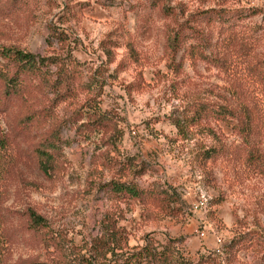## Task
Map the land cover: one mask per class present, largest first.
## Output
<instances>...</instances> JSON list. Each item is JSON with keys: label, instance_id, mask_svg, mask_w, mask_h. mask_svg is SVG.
<instances>
[{"label": "rangeland", "instance_id": "obj_1", "mask_svg": "<svg viewBox=\"0 0 264 264\" xmlns=\"http://www.w3.org/2000/svg\"><path fill=\"white\" fill-rule=\"evenodd\" d=\"M161 3L175 13L181 7L185 17L212 7L259 8L243 23L252 28L257 57L264 60V0H0V46L68 57L90 84L64 100L35 89L33 108L50 111L43 129L56 126L64 141L63 162L50 178L31 160L41 132L36 121L31 129L17 128L19 99L5 101L0 94V136L7 137L12 153L3 203L12 240L9 264H82L90 247L96 251L93 241L107 214L124 228L127 248L173 240L193 262L210 252L213 264H229L225 246L234 236H264V174L244 165L246 143L224 121L194 118L197 103L237 114L241 102L262 96L264 85L215 64V54H225L218 50L224 34L215 24H193L202 36L182 31L183 48L193 44L213 61L183 48L171 54L167 38L182 20L165 15ZM51 26L65 34V42L50 36ZM88 99L114 119L119 138L94 130L82 134L89 128ZM249 144L264 152V124ZM208 149H220L219 155L205 159L201 153ZM127 157L135 165L120 173ZM119 174L142 188L153 183L169 197L119 202L103 186ZM199 200L205 207L197 211L193 204ZM28 208L46 219L65 255L26 230ZM231 264H264V242L237 249Z\"/></svg>", "mask_w": 264, "mask_h": 264}, {"label": "trees", "instance_id": "obj_2", "mask_svg": "<svg viewBox=\"0 0 264 264\" xmlns=\"http://www.w3.org/2000/svg\"><path fill=\"white\" fill-rule=\"evenodd\" d=\"M161 11L165 15H176L182 21L177 24L175 30H171L167 38V47L171 54L182 49L184 40L183 29H188L199 34L200 32L193 24L216 27L224 34L219 45V51L225 54H215V59L205 55V53L193 44L183 48L189 56L201 58L207 62L213 61L215 64L231 69V72H242L256 85H264V60L257 57L252 37V28L243 22L250 17L260 13L257 7L245 9L229 10L227 8H208L187 15L181 7L177 12L171 11L165 3L160 4ZM240 25V28H237ZM50 36L66 41L64 33L57 28L50 27ZM196 36V35H194ZM202 36V35H200ZM255 38V37H254ZM220 54V55H219ZM56 66L55 71H50L49 66ZM181 65V64H180ZM51 74V75H50ZM55 77H51V76ZM90 84L81 81L80 73L75 64L70 59H59L53 56H39L37 54L18 49L16 47L0 46V94L5 101L12 97L18 98L20 107L16 126L19 129H31L37 126L40 130L39 139L31 146V160L37 169L47 178L53 176L55 171L61 166L62 148L64 141L59 137V129L51 125L44 130L43 126L50 117L47 106L36 110L32 104L36 99L35 89H42L52 95L53 100H64L73 98L75 90H89ZM261 97L241 102L238 113L235 114L225 107H208L205 103H197L194 108V118H214L224 121L233 131L240 135L247 147L243 149V162L247 168H252L258 173L264 174V152H258L252 145L251 140L259 134L264 124V90ZM43 97L49 100L45 95ZM88 108L85 116L89 119L86 123L87 132H107L112 137L119 138V132L114 125V119L110 114L101 111L98 104L88 99ZM82 107L80 111H82ZM36 121V122H35ZM35 124L33 125V123ZM86 129V128H85ZM220 149L204 150L205 159L219 155ZM10 142L6 136H0V264H9V254L11 248V237L6 230V220L3 215V203L6 194L8 179V164L12 161ZM134 157H127L121 165L119 172H127L132 165H135ZM104 188H108L113 197L119 202L127 203L137 201L144 203L148 198H167L169 194L161 187L150 184L147 188L139 187L132 180L125 177L115 176L111 178ZM23 226L27 231L35 235L41 244L47 248L53 247L58 255H65L62 242L49 235V227L44 217L34 209L28 208L24 213ZM102 234L93 241L95 250L89 248L90 256H82V264H213L214 257L210 252L202 256L198 261L193 262L184 257L180 248L173 240L165 243L149 240L144 246L139 248H127V239L124 235V228L117 226V222L105 215L102 220ZM264 242L263 235H256L250 231L240 233L229 241L225 246V252L229 257L228 263L235 260L237 249L251 248ZM16 264H53L38 260L20 261ZM55 264V263H54Z\"/></svg>", "mask_w": 264, "mask_h": 264}, {"label": "built area", "instance_id": "obj_3", "mask_svg": "<svg viewBox=\"0 0 264 264\" xmlns=\"http://www.w3.org/2000/svg\"><path fill=\"white\" fill-rule=\"evenodd\" d=\"M205 207L204 201L199 200L193 204L194 210H202ZM219 251V250H218Z\"/></svg>", "mask_w": 264, "mask_h": 264}]
</instances>
